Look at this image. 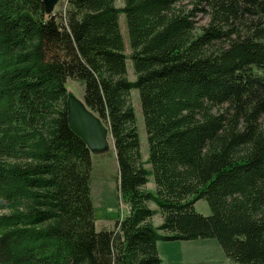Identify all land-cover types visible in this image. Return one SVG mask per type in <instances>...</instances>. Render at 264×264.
<instances>
[{
  "label": "trees",
  "instance_id": "1",
  "mask_svg": "<svg viewBox=\"0 0 264 264\" xmlns=\"http://www.w3.org/2000/svg\"><path fill=\"white\" fill-rule=\"evenodd\" d=\"M60 2L47 13L43 0H0V264H161L158 241L210 237L264 264V0ZM68 78L111 130L129 207L113 228L96 226Z\"/></svg>",
  "mask_w": 264,
  "mask_h": 264
},
{
  "label": "rangeland",
  "instance_id": "2",
  "mask_svg": "<svg viewBox=\"0 0 264 264\" xmlns=\"http://www.w3.org/2000/svg\"><path fill=\"white\" fill-rule=\"evenodd\" d=\"M115 1L117 6L121 7L124 5V0ZM186 3L188 8L192 7L189 1H186ZM62 5L63 3L59 2L55 6L54 11H59ZM63 6H65V3ZM124 18V15L121 14L120 20L123 34L128 43V31ZM194 19L197 26L208 22V17L200 10L195 11ZM127 51L130 53L129 48ZM128 76L131 79L135 78L131 59H128ZM67 87L69 91L83 98V81L68 78ZM129 99L136 113L142 157L146 160L149 142L138 88L132 89ZM92 159L91 193L94 202L96 226L98 228H113L115 223L128 213V204L118 192V162L113 140L111 139V146L107 151L92 152ZM147 166L150 167L151 165L147 164ZM146 187L153 190L155 187L154 181L151 179L146 184ZM151 204L156 207L155 204ZM195 206L202 213L209 214L211 212L208 201L204 198L197 200ZM161 218L162 215L157 213L152 220L157 225L161 223ZM158 252L162 259L161 264H239L225 254L218 239L213 237L192 240H160L158 241Z\"/></svg>",
  "mask_w": 264,
  "mask_h": 264
},
{
  "label": "water",
  "instance_id": "3",
  "mask_svg": "<svg viewBox=\"0 0 264 264\" xmlns=\"http://www.w3.org/2000/svg\"><path fill=\"white\" fill-rule=\"evenodd\" d=\"M60 1L43 0L46 12L52 13ZM66 107L71 129L87 143L91 152L107 151L111 146L112 134L105 120L72 91L68 92Z\"/></svg>",
  "mask_w": 264,
  "mask_h": 264
},
{
  "label": "crops",
  "instance_id": "4",
  "mask_svg": "<svg viewBox=\"0 0 264 264\" xmlns=\"http://www.w3.org/2000/svg\"><path fill=\"white\" fill-rule=\"evenodd\" d=\"M155 184V183H154ZM154 189H155V187H154ZM128 210H129V207H128ZM125 217V216H124ZM123 218V217H122ZM161 221H162V218H161ZM114 226V225H113ZM112 227V226H111ZM98 228V227H97ZM98 229H101V228H98Z\"/></svg>",
  "mask_w": 264,
  "mask_h": 264
}]
</instances>
